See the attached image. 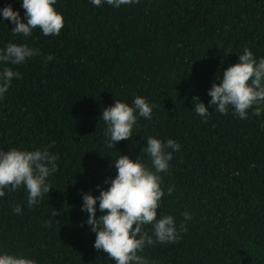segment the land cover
Wrapping results in <instances>:
<instances>
[{"label": "trees", "instance_id": "16d2710c", "mask_svg": "<svg viewBox=\"0 0 264 264\" xmlns=\"http://www.w3.org/2000/svg\"><path fill=\"white\" fill-rule=\"evenodd\" d=\"M7 4L23 17L19 0H0ZM55 9L64 20L58 36L37 29L14 37V25L0 23V47L40 50L11 66L21 77L0 100V148L51 145L59 157L38 205L27 206L23 187L0 198V249L36 264H113L93 247L82 193L106 189L119 155L147 161L143 149L153 136L181 145L161 173L158 215H172L186 231L141 254L154 264H264V114L221 115L207 95L245 46L264 57V0H138L119 9L57 0ZM48 55L54 59L45 62ZM134 96L153 105L152 119L140 118L132 138L109 149L101 112ZM194 97L211 113L206 120L192 110Z\"/></svg>", "mask_w": 264, "mask_h": 264}, {"label": "clouds", "instance_id": "9594fccd", "mask_svg": "<svg viewBox=\"0 0 264 264\" xmlns=\"http://www.w3.org/2000/svg\"><path fill=\"white\" fill-rule=\"evenodd\" d=\"M56 2L19 0L23 17L7 4L0 7V23L7 20L13 24L10 32L14 37L27 38L37 29L45 37L58 36L64 20L55 9ZM89 3L95 8L107 5L119 9L135 5L138 0H89ZM39 55L40 50L27 43L8 42L0 47V100L5 97L13 79L21 77V73L11 66L22 65ZM53 59L51 55L44 57L45 62ZM207 95L211 98L208 106L221 115L231 109L237 119H248L249 112L261 117L264 114V57L255 58L245 46L238 54V62L228 66L222 72V78L221 75L214 78ZM192 103L195 114L206 120L211 113L205 104L199 97H194ZM152 108L153 105L141 96H134L130 104L115 99L111 106L103 108L100 120L105 124V146L111 149L117 142L131 139L140 118L152 119ZM50 147L9 148L7 151L0 148V198L6 192L23 187L29 208L40 203L52 189L48 178L58 169L59 157L49 151ZM180 147L174 139L162 141L148 136L143 149L147 161L119 155L110 165L115 169V176L103 181L106 189L97 185L98 195L82 193L81 211L87 213L85 224L95 234L93 247L106 253L113 264H154L141 254L144 249L155 244L175 243L180 239V233L186 231L185 224H178L172 215L163 212L158 215L164 194L161 173H168L172 155ZM167 191L171 194L172 188ZM21 211L20 205L13 208L17 215ZM97 211L102 213L99 217ZM182 216L184 221L191 219L187 211ZM0 264H36V261L0 249Z\"/></svg>", "mask_w": 264, "mask_h": 264}]
</instances>
